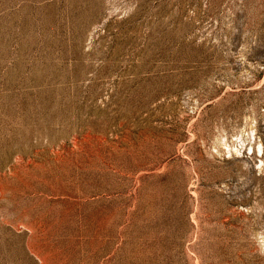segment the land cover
Returning a JSON list of instances; mask_svg holds the SVG:
<instances>
[{"label":"rangeland","instance_id":"rangeland-1","mask_svg":"<svg viewBox=\"0 0 264 264\" xmlns=\"http://www.w3.org/2000/svg\"><path fill=\"white\" fill-rule=\"evenodd\" d=\"M0 264H264V0H0Z\"/></svg>","mask_w":264,"mask_h":264}]
</instances>
